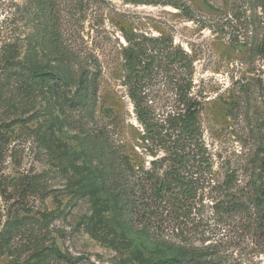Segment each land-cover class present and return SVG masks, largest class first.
Returning a JSON list of instances; mask_svg holds the SVG:
<instances>
[{"label":"rangeland","instance_id":"374dc122","mask_svg":"<svg viewBox=\"0 0 264 264\" xmlns=\"http://www.w3.org/2000/svg\"><path fill=\"white\" fill-rule=\"evenodd\" d=\"M43 1L0 0V48L14 45L23 58L31 37H41L40 27H52L46 31H54L78 54L76 68L93 73L90 57L98 60L99 90L88 113L61 111L51 90L39 94L34 107L24 108L12 79L0 90V104L10 105L0 108V234L17 219L41 228L37 243L15 237L13 256H0V264L34 263L40 249H58L77 264H148L176 254L179 247L189 248L186 256L194 264H264V236L255 231L253 214L220 213L226 173H237L234 192L245 189L246 169L264 142L261 0H176L178 8L124 0H45V6ZM132 33L171 38L194 62L192 95L213 159L212 186L218 188L206 191L190 219H176L159 206L150 218L129 221L119 209H101L112 204V195L102 188L94 192L98 187L88 179L98 161L84 156L86 135L121 146L137 175L156 159L141 139L123 85L122 51L125 35ZM33 45L46 62L40 41ZM75 91L70 87L64 94L72 98ZM33 181L36 189L28 186ZM179 227L188 231V241L179 237Z\"/></svg>","mask_w":264,"mask_h":264},{"label":"trees","instance_id":"16d2710c","mask_svg":"<svg viewBox=\"0 0 264 264\" xmlns=\"http://www.w3.org/2000/svg\"><path fill=\"white\" fill-rule=\"evenodd\" d=\"M124 1L135 5L180 7L176 0ZM45 3L44 0L43 6ZM261 4L264 12V0ZM48 29L47 26L40 27L41 37L37 34L31 37L23 58L14 45L6 44L0 48V90L14 80L18 101L24 108L34 107L38 95L51 90L54 104L61 111L80 108L88 113L94 108L91 102L95 101L99 90L101 66L92 56L90 60L95 72L90 73L88 67L76 68L80 62L78 54L64 47L57 34L46 31ZM125 40L123 85L142 128L141 139L156 159L151 162L150 169L137 175L121 146L112 144L101 135L97 140L86 135L82 140L84 156L98 161L97 166L89 170L88 179L94 180L98 187L94 192L99 193V188H102L112 195V204H103L101 209H119L129 216V221L141 216L150 218L159 206L167 208L176 219H190L206 191L210 187L213 190L218 188L217 185L212 186L213 159L203 140L198 120L199 103L192 95L194 62L182 47L165 36L132 33L125 35ZM39 41L45 49L46 62L42 61L33 45V42L38 45ZM70 87H75L76 91L74 97L67 98L64 89ZM162 91L166 95H160ZM1 106L10 107L9 104ZM255 159L246 169L249 183L245 189L234 192L237 173H226L221 186L225 201L220 204V213L227 216L233 213L253 214L255 231L264 236V142ZM31 184L37 188L34 181L28 186ZM36 229L40 231L41 228L39 225L35 228V224H27L22 219L8 222L0 234V256L6 253L13 256L11 243L17 236L27 237V244L37 243ZM178 230L179 237L188 241V231L184 227ZM187 250L189 248L179 247L176 254L148 264H194L187 258ZM50 260H63L67 264L78 262L58 249L50 253L40 249L35 252L34 263L14 261L10 264H46Z\"/></svg>","mask_w":264,"mask_h":264}]
</instances>
